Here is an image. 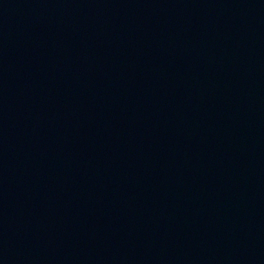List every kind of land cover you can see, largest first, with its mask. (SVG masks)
<instances>
[{
	"label": "water",
	"instance_id": "1",
	"mask_svg": "<svg viewBox=\"0 0 264 264\" xmlns=\"http://www.w3.org/2000/svg\"><path fill=\"white\" fill-rule=\"evenodd\" d=\"M264 220V0H0V264H181Z\"/></svg>",
	"mask_w": 264,
	"mask_h": 264
}]
</instances>
